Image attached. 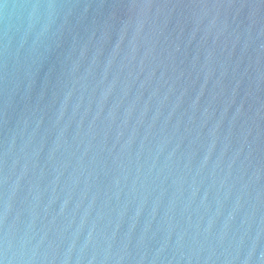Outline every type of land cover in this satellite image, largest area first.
<instances>
[{
  "label": "water",
  "instance_id": "95a60500",
  "mask_svg": "<svg viewBox=\"0 0 264 264\" xmlns=\"http://www.w3.org/2000/svg\"><path fill=\"white\" fill-rule=\"evenodd\" d=\"M0 264H264V0H0Z\"/></svg>",
  "mask_w": 264,
  "mask_h": 264
}]
</instances>
